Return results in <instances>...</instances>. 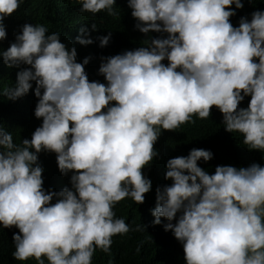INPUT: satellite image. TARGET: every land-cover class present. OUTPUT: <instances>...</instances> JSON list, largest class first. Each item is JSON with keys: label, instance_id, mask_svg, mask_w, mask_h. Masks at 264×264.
I'll use <instances>...</instances> for the list:
<instances>
[{"label": "clouds", "instance_id": "1", "mask_svg": "<svg viewBox=\"0 0 264 264\" xmlns=\"http://www.w3.org/2000/svg\"><path fill=\"white\" fill-rule=\"evenodd\" d=\"M77 2L81 13L116 15V0ZM20 4L0 0V41ZM128 7L148 42L101 57L106 83L90 81L91 58L77 62V49L43 24H23L0 50L8 68L20 69L3 95L16 101L34 82V115L42 119L19 145L0 127V226L19 229L17 261L92 264L97 249L111 254L112 238L133 230L113 209L129 197L145 202L152 181L143 169L159 155L154 145L162 130L207 119L213 107L225 131L264 152V10L234 26L230 18L242 0H128ZM80 33L79 44L94 42L87 27ZM97 39L104 48L112 32ZM246 97L248 106L240 107ZM41 152L56 153L60 173H72L71 187L44 188ZM213 158L211 150L193 148L167 161L172 183L156 189L152 223L166 218L164 230L182 245L185 264H264V166L219 165L209 174L198 165Z\"/></svg>", "mask_w": 264, "mask_h": 264}, {"label": "trees", "instance_id": "2", "mask_svg": "<svg viewBox=\"0 0 264 264\" xmlns=\"http://www.w3.org/2000/svg\"><path fill=\"white\" fill-rule=\"evenodd\" d=\"M244 8L236 10L237 15L230 18L234 26H239L241 17L247 16L257 10H264V0H242ZM80 4L77 0H21L20 8L12 16L5 19L7 39L0 41V50L7 49L15 41V35L25 23L43 24L49 34L57 32L61 42L74 46L77 49V62H83L90 57L85 66L90 81L106 83L105 78L98 73L101 57L114 56L127 50H134L146 46L148 37L139 32L135 25L137 21L131 15L128 0H116L114 11L116 15L110 16L107 11L96 15L79 11ZM235 8V5H232ZM97 29L92 30V24ZM87 27L93 43L81 45L76 42L80 29ZM112 32V39L108 46L101 48L97 37L108 35ZM152 36L167 34L151 33ZM89 38V37H85ZM167 64V60L163 61ZM26 67V66H22ZM20 69L8 68L0 58V127L5 128L13 135L14 142L21 144L22 140L31 139L32 133L42 124V119L34 115L38 99L33 90L26 96L16 100H8L3 95L7 87H12L16 82V74ZM250 97H246L240 107H247ZM195 123L182 124L175 131L162 130L155 149L159 155L143 169L146 177L152 181V190L145 194V202L138 205L130 197L115 205L114 211L117 218H124L133 230L125 235L114 236L111 245V254L97 249L93 256L92 264H185L183 247L175 239L171 231H165L163 225L168 223L166 218H161L160 225H153L155 219L151 212L156 207V189L163 185H171V180L165 179L166 163L170 158L187 156L193 148L211 150L214 158L205 163L198 161V165L209 174H214L216 166L231 165L247 167L252 163L264 166V152L249 150L243 143V136L239 133H229L223 126V115L215 107L207 119L194 116ZM39 163L44 168V188L60 191L65 186L71 187L69 173L64 176L58 169L56 153L41 152ZM55 203V200H53ZM146 225L142 231H135L137 225ZM18 228L3 229L0 226V264H38L32 258L27 261L13 259L15 251L13 234ZM139 248V251L137 249ZM45 264H48L45 258Z\"/></svg>", "mask_w": 264, "mask_h": 264}]
</instances>
